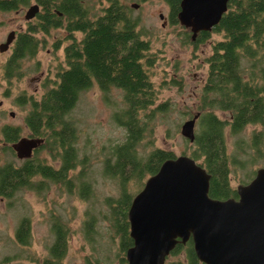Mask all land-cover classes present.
Masks as SVG:
<instances>
[{"label": "trees", "instance_id": "trees-1", "mask_svg": "<svg viewBox=\"0 0 264 264\" xmlns=\"http://www.w3.org/2000/svg\"><path fill=\"white\" fill-rule=\"evenodd\" d=\"M39 1L42 5L40 19L31 24L28 31L20 33L8 59L7 76L18 72L24 57L37 52L40 39L35 32L65 26L72 37L65 47L67 66L40 96L20 97L21 102L30 101L26 121L31 135L45 138L35 152L47 148L54 158L60 159V164H51L38 155L20 164L13 160L0 164V196L12 198L22 189L41 191L48 181L60 182L72 192L79 180L80 196L89 198L92 187L86 178L87 159L79 156V128L69 114L83 90L94 83L105 90L114 85L124 91L125 104L116 113V119L128 132L123 142L114 145L113 155L106 160L110 167L108 174L119 179L121 188L118 198L108 197L107 201L121 207L125 214L134 196L128 189V181L131 178L142 180L147 174L155 173L165 159L176 156L172 150L161 147L145 156L138 148L146 130V121L140 113L148 112V116L154 117L156 110H166L167 105L162 102L155 106L157 90L146 67L154 62L148 57L151 43L141 37L139 18L133 16L131 8L121 0H108L100 13L92 10L85 0ZM181 1L167 0L174 23L179 22ZM27 3L29 0H0V10L16 9ZM76 31L83 33L80 39ZM213 32L222 36L213 41L212 53L207 58L208 72L196 111L200 115L189 155L211 173V196L238 197L237 188L231 184V172L253 164L264 165V0H230L227 11L212 30H202L194 39L190 33L191 42L206 41ZM249 124L260 127L254 128L248 136L239 134ZM227 126L231 133L238 135L232 149L227 143ZM2 132L4 138L0 141L12 142L21 135L14 124H4ZM8 148L13 151L11 145ZM79 165L81 169L77 170ZM39 175H42L40 180L36 178ZM52 230L54 240L44 264H61L69 247V227L64 220L55 217ZM16 238L23 245L31 243L30 216L21 220Z\"/></svg>", "mask_w": 264, "mask_h": 264}, {"label": "rangeland", "instance_id": "rangeland-1", "mask_svg": "<svg viewBox=\"0 0 264 264\" xmlns=\"http://www.w3.org/2000/svg\"><path fill=\"white\" fill-rule=\"evenodd\" d=\"M85 1L99 13L108 2ZM121 1L131 8L133 16L139 18L141 37L151 43L148 57H152L154 62L146 67L157 90L155 106L167 102L166 110H156L154 117L148 116V112L140 113L146 121V130L138 145L139 151L146 156L152 149L161 147L172 150L176 155L190 154L192 142L182 134L181 126L198 110L208 72L207 58L212 53L213 41L222 34L213 32L208 40L195 44L191 42L190 28L180 21H171L167 0ZM35 2L30 0L16 9L0 10V43L6 40L11 29L21 25L24 29L27 27L25 13ZM133 2L139 6H132ZM161 13L164 17L160 16ZM36 21L33 18L29 22ZM35 35L40 39L38 52L35 56L24 57L18 72L10 77L6 74L5 64L12 51H0V130L5 123H11L21 127V134L28 135L30 130L25 116L30 101L21 102L20 97L40 96L54 84L58 72L67 65L64 47L72 37L65 27H52L49 32L38 31ZM75 35L80 39L83 33L76 31ZM124 104L122 88L113 85L105 90L94 83L81 92L69 114L79 128V156L87 159L86 178L92 187L89 198L80 196L79 180H76L72 192L60 182L48 181L41 191L22 189L12 198L0 196V264H43L54 240L52 221L55 217L70 226L69 247L61 264H127L126 259H122L124 252L121 235L114 224L113 205L107 201L108 197L118 198L121 188L119 179L108 174L110 167L106 164L107 158L113 155L114 145L123 142L128 132L127 127L116 119V113ZM256 127L260 125L249 124L239 134L248 136ZM226 136L228 147L232 149L238 135L231 133L227 126ZM8 145L9 142L5 146L0 145V164L11 160L22 163L23 159ZM36 153L34 156L38 155L39 159L56 166L60 164V159L54 158L47 148ZM253 165L234 169L230 174L231 184L237 187L239 183L252 179L255 170L261 166ZM148 176L142 180L131 178L128 181L131 193L136 194ZM36 178L40 180L42 175ZM27 215L32 220V238L30 244L23 245L16 238V229Z\"/></svg>", "mask_w": 264, "mask_h": 264}, {"label": "water", "instance_id": "water-1", "mask_svg": "<svg viewBox=\"0 0 264 264\" xmlns=\"http://www.w3.org/2000/svg\"><path fill=\"white\" fill-rule=\"evenodd\" d=\"M230 0H182L178 18L192 38L212 30L228 9ZM138 7L139 3L133 2ZM40 10L32 3L26 18ZM164 17V14H160ZM15 37L8 34L0 50ZM200 113L181 126L190 141L196 136ZM45 141L43 136H22L12 143L17 156L26 159ZM211 173L193 156L183 153L165 159L134 194L128 210L134 245L128 248L129 264H164L181 237H193L198 257L207 264H264V165L252 179L237 185L238 197L210 194Z\"/></svg>", "mask_w": 264, "mask_h": 264}, {"label": "flooded vegetation", "instance_id": "flooded-vegetation-1", "mask_svg": "<svg viewBox=\"0 0 264 264\" xmlns=\"http://www.w3.org/2000/svg\"><path fill=\"white\" fill-rule=\"evenodd\" d=\"M30 1V0H29ZM36 2L35 3H38L40 5V10L39 12L33 17V18H36L37 21L36 23L38 22V20L40 19L39 17V13L40 11L42 10V5L40 3L39 0H35ZM25 18H26V13H25ZM33 18L31 19H27L26 18V21H27V27L24 29L23 26L21 25L20 27L18 28H13L9 31V33L11 31H15V37L13 38V40L10 42L9 46L3 50L2 52H6L8 50H11L13 53L14 52V49H15V45H16V42H17V39L20 35L21 32H26L28 31L29 27L31 24H36V23H32V22H29L30 20H32ZM165 24V23H164ZM57 27H65V26H57ZM52 28V27H51ZM50 28V29H51ZM42 31V30H41ZM50 31V30H49ZM48 31V32H49ZM44 32V31H42ZM8 33V34H9ZM36 34V32L34 33ZM36 36V35H35ZM37 37V36H36ZM8 38V35L6 37V40ZM38 38V37H37ZM69 38V37H68ZM71 38V37H70ZM5 40V41H6ZM39 40V38H38ZM5 41H2V42H5ZM1 42V43H2ZM0 43V44H1ZM39 44L40 42H38V47L39 48ZM69 44V43H68ZM57 47H59V44L57 45ZM66 47V46H65ZM65 47H64V52H65ZM1 51V50H0ZM37 52H38V49H37ZM36 52V53H37ZM35 53V55H36ZM35 55H32V56H35ZM66 55V53H65ZM11 56V55H10ZM67 61V59H66ZM7 63H8V59H7V62L5 64V69H6V74H7ZM67 66V65H66ZM20 74V72L18 73ZM12 114H14V112H12ZM25 122L27 124V121H26V116H25ZM5 124H11V123H5ZM19 127V129L21 128L19 125H16ZM28 126V124H27ZM3 127V126H2ZM2 127H1V130H0V138H4L3 136V132H2ZM29 127V126H28ZM30 130V129H29ZM22 136H25L23 134H21L16 140L14 141H17L20 137ZM27 136H35V135H31V131L30 133L27 135ZM9 142V145H11L12 147V143L14 142ZM8 144V141L7 140H4L2 139L0 141V145H7ZM13 148V147H12ZM37 149V148H36ZM35 149V151H36ZM13 151L16 153L15 149L13 148ZM36 152H34L35 154ZM33 154V155H34ZM17 155V154H16ZM24 160V159H23ZM5 163V162H4ZM112 210L114 211L113 213H115V216H114V224H115V227L118 231V233L121 235V243H122V250L124 252V254L122 255V259H126V263L129 264V260H128V257H127V250L129 247H131L132 245H134V238L131 234V223H130V219H129V216H128V210H129V207L126 208V212L124 214V212H121V207L119 206H112ZM66 224L68 225L69 227V231H68V243H69V238H70V226L69 224L66 222ZM178 242L176 243V245L173 247V249L169 252V254H167L166 258H165V262L164 264H207L206 262L202 261L197 253H196V250H195V246H194V240H193V237L190 236L186 241H183V239L181 237L178 238ZM67 253L64 255V257L62 258V261L63 259L66 257ZM178 257H181V258H178ZM62 263V262H61ZM43 264H44V260H43Z\"/></svg>", "mask_w": 264, "mask_h": 264}]
</instances>
